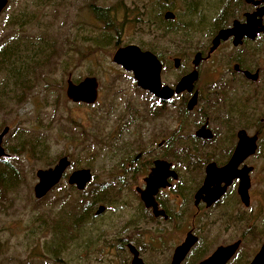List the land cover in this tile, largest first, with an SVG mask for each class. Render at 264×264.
<instances>
[{"label":"rangeland","instance_id":"rangeland-1","mask_svg":"<svg viewBox=\"0 0 264 264\" xmlns=\"http://www.w3.org/2000/svg\"><path fill=\"white\" fill-rule=\"evenodd\" d=\"M31 2L9 0L0 13V39L10 31L21 36L47 35L52 39L55 51L43 77L38 80L33 78L25 98L11 102L10 108L8 104L0 112V131L5 126L9 127L3 138V146L15 144L19 129L39 135L49 145L47 163H53L45 165L43 159L38 160L26 154L18 157L24 181L13 201L10 193L9 199L0 202V264H130L132 254L127 243L138 250L145 264H169L172 250L181 241L184 232L177 231L173 221L152 220L149 215L140 213L133 180L122 184V189L115 185L116 193L97 202L94 210L98 205H103L104 213L94 216L92 210L90 215L93 217L87 216L80 224L74 221L72 230L75 231L70 233L71 239L61 244L62 250L57 259L45 248L46 245L48 247L51 234L42 231L41 220L37 221L35 215L53 199L48 198L50 195L56 197L64 192L70 199H76L80 191L66 181L73 170L90 169L92 180L84 189L89 194L98 184L109 182L124 169L126 162L131 161L137 152L134 144L137 134L133 123L134 114L154 98L136 85L131 72L112 61L114 50L135 44L142 50L151 51L162 63V81L171 85L182 74L184 65H187L185 60L206 43L207 33L211 32L210 23L202 27L203 36L198 44L188 45L184 43L180 32L165 35L155 30L158 25L153 19H156L158 12L157 3L151 4L149 8L147 5L143 7L139 0H54L33 11V22L23 24L21 28L7 26V19L32 8ZM90 3L108 8L112 25L119 29V33L107 31L111 36L108 43L106 40L98 43V35L105 33L108 28L101 19L93 16ZM167 10L159 11L161 19ZM169 10L176 14L177 21L187 17L181 3H174ZM149 14L152 15V21ZM214 14L209 16L212 18ZM199 37L198 32L193 33L194 39ZM174 56L181 59L177 68L173 67ZM203 68L201 89L205 88L204 81L209 79V65L205 64ZM4 75L5 72L0 71V81ZM68 76L73 82L86 76L96 77L98 98L95 103L70 102L65 96ZM254 97L257 99L256 95ZM202 102L205 103L204 100ZM251 104L253 124L257 125L255 123L263 115L264 100H251ZM168 117L169 113L157 119L159 127L156 121L146 126L162 129ZM260 124L262 131L258 138V150L252 158L255 170L252 175L251 219L246 222L244 218L222 217L212 211L202 217L199 225L203 242L211 247L208 251L217 244L242 237L238 256L228 264H248L264 240V121ZM153 138L159 141L161 136L157 134ZM225 138V135L220 134L215 143ZM8 154V157H14ZM64 155L70 160V166L60 186L49 192L45 199H35L33 186L37 181L36 169L50 167ZM108 186L111 189L113 185ZM87 197L79 195L83 200ZM138 214L139 221L134 225L131 219Z\"/></svg>","mask_w":264,"mask_h":264},{"label":"flooded vegetation","instance_id":"flooded-vegetation-1","mask_svg":"<svg viewBox=\"0 0 264 264\" xmlns=\"http://www.w3.org/2000/svg\"><path fill=\"white\" fill-rule=\"evenodd\" d=\"M218 1L220 6L213 16L214 22L217 23L216 28L207 33L206 43L200 45L191 58L185 60L187 65H184L182 74L179 76L180 78L189 74L194 68L196 69L197 78L191 90L173 93L169 99L158 98L144 90L151 94L154 100L143 104L134 114L133 123L137 131L134 144L137 152L131 161L126 162L124 169L109 179V182L102 183L116 185L118 189H122V184L126 185L133 180L134 194L141 208L140 213L149 215L152 220L173 221L177 231L183 230V238L175 247L184 241L187 233L195 236L196 241L191 245L180 264H197L208 257L218 246L228 245L237 240L240 241L239 247L226 264L236 255L238 256L242 246V237L217 244L208 251L211 247L203 242L199 231L204 215L213 211L222 217L244 218L246 222L252 217V175L255 170L252 158L258 150V138L262 131V125L258 124L264 121V110L259 122L255 123L258 126L254 125L251 100H264V31H255L252 37L243 35L237 43H234L235 36L232 34L225 40H220L215 49L210 51V48L212 39L222 29L232 28L233 25L242 27L246 25L248 19L260 20V25H257L256 29L264 26V12L258 15L260 9L264 8V1ZM203 12L204 7L199 13ZM195 32L200 34L198 39L193 38ZM181 36L185 44L192 45L198 44L203 34L201 28L194 27L181 33ZM196 53H199L201 57L198 65L194 67L192 60ZM174 58H179L181 61L178 56ZM205 64L209 65L207 70L209 79L204 81L205 88L201 89ZM160 80L162 85H167L172 89L178 81L176 80L171 85L165 84L161 73ZM194 93H197L196 102L189 109L187 103ZM203 100L205 103L202 102ZM167 113L170 117L167 118L162 129L146 126L156 121V126L159 127L160 123L157 124L159 122L157 119ZM200 129L208 130L209 137L199 136L197 132ZM240 130H243L248 137L257 136L255 152L245 157L237 167V170L245 166L251 167L248 171L247 203L242 201L238 193L239 177L232 178L222 195L210 204H207L202 197L196 199V193L202 186L206 175V166L214 163L217 167H222L229 161L238 142L237 133ZM157 134L161 136L159 141L153 138ZM220 134L225 135L226 138L215 143ZM228 139H230L229 142ZM156 160L163 161L157 172L158 180L165 181V185L159 186L153 194L158 210L157 215L153 213L152 207L144 205L136 190V188L146 187V179L155 167ZM224 184L225 181H222L220 186ZM115 199L116 197L112 200ZM104 211L105 207L100 214ZM98 215L94 214V216ZM138 216L139 214L133 219L130 218L134 225L139 221ZM128 244L131 243H127L126 246ZM175 247L172 250L169 264Z\"/></svg>","mask_w":264,"mask_h":264},{"label":"trees","instance_id":"trees-1","mask_svg":"<svg viewBox=\"0 0 264 264\" xmlns=\"http://www.w3.org/2000/svg\"><path fill=\"white\" fill-rule=\"evenodd\" d=\"M53 1L32 0L33 7L12 15V17L7 19V26H18V28H21L23 24L33 22L35 19L34 12L38 11L41 6L51 4ZM176 2L182 4L183 11L187 17L184 14L185 18L177 21L175 14L174 20L161 19L159 11L161 9H171ZM139 3L143 7L147 5L149 8L151 4L157 3L158 12L156 19H153L158 25L155 27V30L165 35H175L177 32L183 33L194 27L202 29L208 22L210 23L209 30L213 31L217 23L214 22V15L211 18L209 14L217 12V8L220 6L218 0H205L203 3L202 0H159V2L139 0ZM89 7L93 16L101 19L106 28H108L105 33L102 32L98 35V43H102L104 40H106V43L110 42L111 36L107 31L119 33V29L117 26L112 25L108 8L96 7L93 3H90ZM202 7H204V12L200 14L199 9ZM149 18L152 21L151 14H149ZM210 18L211 20L209 21ZM93 42L96 44L95 40ZM54 51L52 39L47 35L21 36L10 31L0 39V71L5 72L4 77L0 81V112L8 104L10 108L11 102H19L25 98L26 92L33 84V78H37L38 80V78L43 77L44 71L50 65V61L53 58ZM48 146L47 141L39 135L28 134L23 129H19L16 142L13 146L5 144L6 152L14 155V157L0 158V202L9 199L10 193L12 194L11 199L13 201L17 189L24 181V172L18 157L21 154H26L38 160L43 159L45 165H51L53 162L47 163L49 158ZM59 186L60 182L49 192L54 191ZM108 188L110 186L107 184H98L89 194L84 190L77 192L78 196L76 199H70L64 192L57 194L56 197L54 195H52L54 197L51 195L48 197L49 199H53L50 200L44 209L35 215V219L37 221L41 220L42 231H49L51 234L48 240V247L46 245L45 248L53 258L57 259L61 253V244L64 245L68 239H71L69 238L71 237L70 233L75 231L72 230L74 229V221H78L77 223L80 224V221H83L87 216L93 217L90 213L94 210L97 202L103 201L104 198L115 193L114 185L111 189ZM79 195L81 197L88 195V197L86 200H83L79 198ZM44 197L41 199H45Z\"/></svg>","mask_w":264,"mask_h":264},{"label":"water","instance_id":"water-1","mask_svg":"<svg viewBox=\"0 0 264 264\" xmlns=\"http://www.w3.org/2000/svg\"><path fill=\"white\" fill-rule=\"evenodd\" d=\"M264 1V0H263ZM8 0H0V13L6 6ZM264 12V8L260 9L258 15ZM166 20H173L174 13L167 10L163 14ZM260 25V20L253 21L248 19L246 25L242 27L233 25L232 28L222 29L212 39L210 51L215 49L220 40H225L229 35H234V43H237L243 35L253 36L255 31L263 30L264 26L256 29ZM200 54L196 53L193 57L192 64L196 67L200 60ZM112 61L122 67L123 70L131 72L135 83L142 90H146L154 96L161 99H169L173 93H179L183 90H191L193 82L197 78V72L194 68L189 74L181 76L177 81L174 89L167 85H162L160 73L162 64L155 54L149 50H142L135 44H127L122 47H117L111 57ZM179 58L173 59V66L178 67ZM65 96L72 103L93 104L98 98V81L94 76H86L78 82H73L68 76L66 80ZM197 93H194L189 99L187 106L190 109L196 102ZM9 130L5 126L0 131V158L8 157L9 154L5 151L2 145L3 138ZM197 134L202 137H209L208 130L200 129ZM238 142L230 157L229 161L222 167H217L214 163H209L206 166V175L202 186L196 193V199L202 197L207 204L218 199L224 192L227 183L234 177H239L238 193L244 203L248 201L247 188L249 186L248 171L251 167H243L237 170L239 163L248 155L253 154L256 150L257 136L248 137L243 130L238 131ZM163 161L156 160L155 167L151 170L146 179V187L144 189L136 188L140 194L141 200L146 207H152L153 213L157 215L158 210L153 197L154 192L159 186H164L165 181L158 180V170L161 168ZM70 165V160L66 155L58 158L56 163L47 168H37L35 177L37 179L33 186V195L35 199L43 198L55 185L63 178L66 170ZM175 177V175H173ZM92 174L88 168H80L73 170L67 177L68 185L74 186L76 190H83L90 182ZM165 180V179H164ZM225 181L223 186L221 182ZM104 210L103 205H99L94 214L98 215ZM196 241L195 236L187 233L184 241L175 247L170 264H180L185 254ZM240 244L237 240L228 245L218 246L208 257L201 260L197 264H226V262L236 252ZM128 250L132 254L130 264H145L139 256L138 250L128 244ZM249 264H264V241L261 243L259 250L254 255Z\"/></svg>","mask_w":264,"mask_h":264}]
</instances>
